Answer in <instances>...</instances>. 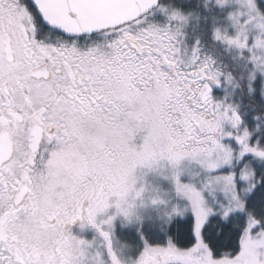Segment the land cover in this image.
Returning <instances> with one entry per match:
<instances>
[{
  "label": "snow or ice",
  "instance_id": "6c2138e0",
  "mask_svg": "<svg viewBox=\"0 0 264 264\" xmlns=\"http://www.w3.org/2000/svg\"><path fill=\"white\" fill-rule=\"evenodd\" d=\"M0 264H264V0H0Z\"/></svg>",
  "mask_w": 264,
  "mask_h": 264
},
{
  "label": "flooded vegetation",
  "instance_id": "af4514ba",
  "mask_svg": "<svg viewBox=\"0 0 264 264\" xmlns=\"http://www.w3.org/2000/svg\"><path fill=\"white\" fill-rule=\"evenodd\" d=\"M178 1H181V0H178ZM160 4L162 5H178V2L177 0H167V1H164L162 0L160 2ZM156 10V12L159 10V9H154L151 13H150V16H149V19L151 20H154L156 22H160V23H163L164 22V18L165 16L162 14V13H154ZM154 13V14H153ZM215 90V88H214ZM217 91V90H216ZM219 94V92H218ZM69 230L72 231L74 234H81L83 236H85L86 238H89L91 239L92 236H93V231L90 227L88 228H85L84 230H81L79 228V222H76L74 223L73 225H70L68 226Z\"/></svg>",
  "mask_w": 264,
  "mask_h": 264
},
{
  "label": "rangeland",
  "instance_id": "374dc122",
  "mask_svg": "<svg viewBox=\"0 0 264 264\" xmlns=\"http://www.w3.org/2000/svg\"><path fill=\"white\" fill-rule=\"evenodd\" d=\"M154 13H162V12L159 11V10L156 12V10H155ZM154 13H153V14H154ZM162 14H163V13H162ZM163 15H164V14H163ZM163 20H165V18H164ZM197 23H198V22H197L196 16L194 15L193 18L191 19V22H190V31L196 28ZM200 23L202 24L203 21L201 20ZM214 88H215V86H214ZM215 90H216V89H215ZM217 91H218L219 93H221V95L224 94V90H223V89H222V90H217ZM228 92L233 93L232 98H233V99H234V98H238L237 100H239V101L241 100V97H242V98H244V96L247 97V94H246V93L244 92V90H243V86H241V87H239V88H236V89H233L232 86L230 85V86H228ZM148 179L151 180L153 183H157V180H156L155 177L149 176Z\"/></svg>",
  "mask_w": 264,
  "mask_h": 264
},
{
  "label": "trees",
  "instance_id": "16d2710c",
  "mask_svg": "<svg viewBox=\"0 0 264 264\" xmlns=\"http://www.w3.org/2000/svg\"><path fill=\"white\" fill-rule=\"evenodd\" d=\"M164 1H167V0H164ZM177 2H178L179 6H184L187 3V0H181V1L177 0ZM219 94H221V93H219ZM237 99L238 98H234V100H237ZM237 101L241 103L242 109L251 108L254 106V103H255L253 101V99L251 97H248V96L247 97L244 96V98L241 97V100L240 101L237 100Z\"/></svg>",
  "mask_w": 264,
  "mask_h": 264
},
{
  "label": "water",
  "instance_id": "95a60500",
  "mask_svg": "<svg viewBox=\"0 0 264 264\" xmlns=\"http://www.w3.org/2000/svg\"><path fill=\"white\" fill-rule=\"evenodd\" d=\"M158 2L160 3V2H161V0H158ZM154 9H156V8H154ZM154 9H152V10H151V12H152Z\"/></svg>",
  "mask_w": 264,
  "mask_h": 264
}]
</instances>
